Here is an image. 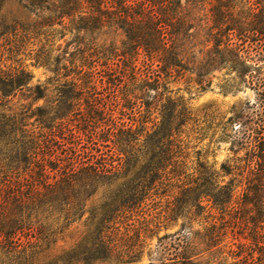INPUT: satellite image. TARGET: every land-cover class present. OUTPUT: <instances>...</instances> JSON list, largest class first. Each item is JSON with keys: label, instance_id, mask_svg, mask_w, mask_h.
<instances>
[{"label": "trees", "instance_id": "obj_1", "mask_svg": "<svg viewBox=\"0 0 264 264\" xmlns=\"http://www.w3.org/2000/svg\"><path fill=\"white\" fill-rule=\"evenodd\" d=\"M18 2L40 14L41 25L71 32L75 46L67 65L58 67L65 55L54 59L52 71L70 76L55 89L54 107H11L22 90L37 100L46 88L28 87L31 73L21 66L0 68V264H133L140 248L118 238L119 228L142 212L143 202L155 209L156 195L172 188L154 219L142 216V233L157 226L153 220L179 216L185 223L202 216L203 233L169 241L162 264H203L202 253L212 248L230 264H264V253L246 263L236 250L245 231L264 249V0ZM7 28L0 22V34ZM112 28L124 37L120 45H86L94 32ZM220 70L229 75V90L246 86L258 96L246 119L238 115L231 142L235 155L244 153L218 166L197 153L190 164L177 136L191 114L181 97L159 103L161 94L180 79L205 90ZM100 94L114 104L108 115L97 111L107 103L91 98ZM81 95L89 100L84 112ZM73 109L78 117L69 126L65 116ZM86 212L87 233L38 263ZM201 243L206 248L197 251Z\"/></svg>", "mask_w": 264, "mask_h": 264}, {"label": "rangeland", "instance_id": "obj_2", "mask_svg": "<svg viewBox=\"0 0 264 264\" xmlns=\"http://www.w3.org/2000/svg\"><path fill=\"white\" fill-rule=\"evenodd\" d=\"M4 22L7 28L5 32L0 34V68L11 67H23L31 73V78L28 82V87H34L40 85L46 88L45 97L33 100L29 97V92L22 90L21 94H17L11 99L10 105L13 108H23L27 105H31V108L37 106L50 108L56 105V92L55 89L70 76H63L64 71L58 70L57 73L53 72L54 59L57 55H65L64 58L58 63L60 68L62 64L67 65L68 61L65 58L68 57L74 49V39L71 32L62 28L61 25L55 24L51 26L41 25L40 14L29 10L18 0H6L0 9V22ZM123 35L120 30L115 29H103L100 32H94L90 37L84 41L87 46H97L101 42L108 45L111 41L113 46L120 45L123 39ZM142 60V55L139 57ZM46 63V64H45ZM229 75L224 70L215 71L211 77V83L205 90H196L195 86L184 82V79H180L177 82L170 80L167 83V89L162 92L158 89V92H162L159 103H165L166 99L171 101L177 97L182 98V104L190 112V119L182 126L179 138L186 145L185 152L188 154V163L192 164L196 156H203L207 161L215 162L218 166L221 161L228 159L229 161L234 157L232 143L236 145L234 138L238 136V123L240 115L243 119L244 114L250 112L255 103L258 102V96L256 92L249 87L242 86L236 90H229L227 80ZM106 95V94H105ZM154 92H150L149 96H153ZM95 99L96 105L107 103L104 110L106 115L112 112L114 104L110 96L103 97L100 95L91 96ZM85 95H81L79 103L81 104V110L84 112L88 109ZM93 101V100H91ZM75 102V101H74ZM75 110L71 111L65 116V121L69 122V126H74L76 123L75 118L78 115L74 114ZM128 112V111H126ZM80 113V112H79ZM122 108L116 109L114 116L121 117ZM158 113L157 109H154L152 116ZM105 115V117H106ZM125 120L128 121V115H124ZM140 120L142 119L139 117ZM35 119L33 117L31 120ZM104 120V119H103ZM98 125V123H97ZM147 127L152 125V122L146 123ZM102 126H100L101 128ZM38 130V128H35ZM54 130V129H53ZM43 131H48L44 129ZM59 132V131H58ZM174 135L172 139H174ZM60 138H56L53 141H58ZM61 140V139H60ZM89 138L84 136V143H89ZM236 140V139H235ZM109 144L110 142L107 141ZM232 142V143H231ZM232 148V150H231ZM244 150H239L235 155L236 157L242 155ZM169 169V168H168ZM176 189H170L166 192V195H156L154 202L157 203L155 209L148 206L149 200L142 203V212L149 213L135 215L131 219L127 220L119 228L118 238H123L127 243L135 242L140 248V255L133 264H162L165 258L164 245L174 239L177 235L188 234V236H199L203 233V218L202 216H196L190 219L189 222L185 221V217H177L173 221L158 223L157 219L153 220L154 225L150 227V233H142V216L147 218H155L157 211L164 209L169 196L167 194L175 193ZM98 197L94 198L97 201ZM147 204V205H146ZM88 212H86L82 218L72 225H70L61 235L60 239L52 245L43 255L38 258V263H44L56 255L68 250L74 246L88 231L90 225L87 221ZM153 218V219H154ZM239 259L241 261H258L260 254L264 253V249L257 244L254 238H251L247 231L241 233L237 240ZM236 245V246H237ZM206 245L202 243L198 245L197 251L203 250ZM234 248V246H233ZM203 254V264H230L232 259L226 255H220L215 253L214 248L206 250ZM206 260V261H205ZM100 264H114V263H100Z\"/></svg>", "mask_w": 264, "mask_h": 264}]
</instances>
